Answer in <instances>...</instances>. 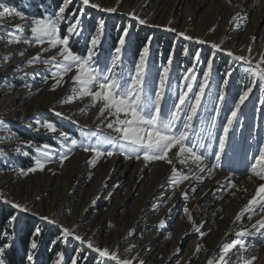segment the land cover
<instances>
[{
	"label": "rangeland",
	"instance_id": "rangeland-1",
	"mask_svg": "<svg viewBox=\"0 0 264 264\" xmlns=\"http://www.w3.org/2000/svg\"><path fill=\"white\" fill-rule=\"evenodd\" d=\"M54 1L48 0L49 3ZM61 1L59 8L52 5L50 10L39 13L37 7L41 0H0V12L8 10L0 18V25L9 31L15 30L16 25L24 28L22 33H17L22 36L20 43H8L10 37L0 31V120L6 125L0 126V152L4 153L0 156V196L3 197L0 207L14 209L17 217L8 228L18 225L22 230L33 229L27 257L32 255L35 259L44 248L49 254L42 264H57L61 256L63 264H71L72 259H76L77 264H98V254L71 237L65 238L63 228L91 240L94 246L118 252L122 259H130L133 264H139V260H144L145 264H207L209 259H214L215 264L224 243L236 239L235 233L241 228L255 231L253 225L262 219L261 215L252 219L246 215L242 221L235 220L258 185L264 182L249 170L253 158L264 146V104L261 103L264 82L248 71L264 70V63H261L264 57V0H91L103 8L115 7V13L101 12L82 5L81 0H73L66 7V19L59 28L58 35L63 38L68 35L69 26L75 24L76 19L80 20L77 26L80 34L70 36L69 47L74 54L86 57L88 51L93 50L91 39L98 34L99 21L103 20L105 27L94 57L101 70L111 66L117 56L115 49L127 29L129 34L123 37L125 46L119 54L121 63L116 71L125 74L134 71L147 47L146 82L152 94L159 90L163 68L171 58L163 113L178 102L187 84L193 83L184 80L190 70L196 75V81L189 97L198 92L203 73L207 71V61L211 59L213 71L200 113L193 122L195 133L204 138L205 148L200 152L209 157L205 163L210 168L215 163L212 157L218 150V140L230 111L238 103L240 94L255 80L256 87L241 107L239 121L230 132L226 155L210 175L208 170L200 173L190 163L181 165L172 153L173 165L163 161L146 164L143 158L127 159L123 153L101 157L95 166L91 164L95 154L83 150L89 145L83 133L116 136L113 129L106 127L112 117L108 120L98 118L100 105L93 107L90 97L62 102L73 95L75 70L57 87L50 75V70L55 69L42 61L52 56L62 61L58 56L60 46L51 48L47 42L36 44L28 27L41 17L54 19L59 9L67 4V0ZM131 13L153 26L140 25ZM245 16L247 18L243 19ZM168 28L176 31H167ZM179 33L206 43L185 40ZM25 37L29 42H24ZM253 37L256 38L254 42ZM212 43L220 44L236 56L247 57L252 63L235 61L226 51L212 49ZM45 48L49 50L44 51ZM21 52L23 55H19ZM38 54L40 61L29 64L28 61ZM230 70L232 76L228 77L226 73ZM225 79L229 81L227 87L223 83ZM221 93L225 95L222 103L218 100ZM55 112L63 115L58 117ZM47 122L56 125V133L44 127ZM24 133L33 137L30 139ZM72 139L83 141V144L73 146ZM96 143L97 137H92L91 144ZM44 145L49 146L51 155L48 157H42L37 151ZM108 149L110 146H102V150ZM26 152L28 155H24ZM65 154L68 159L61 164L60 157ZM36 159L46 161L44 169L27 172L35 166ZM173 166L190 178L173 184ZM194 175L203 177V182L196 180ZM227 177H232L239 190L230 188ZM185 192L187 197L183 195ZM5 201L23 205L30 211L20 212ZM185 207L192 214L191 221L184 212ZM40 216H47L56 223L49 224L40 220ZM201 225V231L207 233L203 238L195 231ZM36 228L41 230L38 236ZM4 237L7 241L0 245L5 249L3 259L5 264H13L10 257L14 236L7 230ZM244 239L248 250H233L229 253V264H242L236 260L241 254L245 258L256 256L254 264H264V236ZM32 242L37 243L36 249H32ZM197 245L202 246L199 253L195 251Z\"/></svg>",
	"mask_w": 264,
	"mask_h": 264
},
{
	"label": "snow or ice",
	"instance_id": "snow-or-ice-1",
	"mask_svg": "<svg viewBox=\"0 0 264 264\" xmlns=\"http://www.w3.org/2000/svg\"><path fill=\"white\" fill-rule=\"evenodd\" d=\"M72 3L73 0H67V4L59 9V14L54 19L41 17L35 19L28 27L32 41L36 44L43 45L47 42L51 48L60 46L58 56L62 58V61L58 60L57 56H52L48 60L42 61L43 63L50 64L52 68L55 69V71L50 70V75L55 80L57 87L62 85L66 75L75 70L76 74L72 77L73 84L75 85V87L72 88L73 95L70 100L62 102L68 103L74 99L90 97L93 107L97 104L100 105L98 118L105 117V120H108L109 117H112V119L107 122L106 127L108 129H113L116 136L102 137L97 132L83 133L84 137L89 141V145L84 147L83 150L95 154L94 158L91 160V164L95 166L101 157L110 158L118 153H123L126 155L127 159H132L134 157L136 160H140L143 158L146 164L155 161H163L169 165H173V156H170V153H172L181 165L190 163L195 165L200 173L208 170L210 175L211 170L220 166L223 157L226 155V149L230 140V132L234 130V125L239 121L241 107L249 99L250 94L256 87L255 80L252 81L251 86H248L246 90L240 94L238 103H236L234 108L230 111L226 124L223 126V134L218 140V150L212 157L215 163L212 164L210 168L209 165L205 163L209 157L200 152V149L205 148V144L203 143L204 138L195 133L193 122L200 113L205 89L208 86L213 71V61L211 59L207 61V71L203 73V83L199 85L198 92L194 93L191 98L189 97V94L193 93V83L196 81V75L190 70L184 77V80H191L193 83H188L186 90L180 92L178 102L173 103L172 106L168 108L167 113H163L162 104H167L165 94L168 86L172 59L169 58L168 66L163 68L162 76L159 80V90L154 94L149 92L146 82L148 74L147 47L143 49V55L135 65L134 71L128 74L122 71L118 73L116 69L120 67L121 63L119 54L125 46V39L123 37H127L129 34L128 30L125 29L123 37L119 40V47L115 49L117 56L114 58L109 68L101 70L96 66L94 57L96 55L95 47L100 44V37L105 27L103 20L99 21L98 34L91 39L93 50L88 51L86 57L74 54L69 47L70 36L73 34H80L77 29V26L80 24L79 19L75 20V24L69 26L68 35H65L63 38L58 35L60 25L66 19V7ZM81 3L84 6L97 9L101 12L115 13L117 10L115 7L103 8L99 3L91 2V0H81ZM6 12H8V10L0 12V18L4 17ZM73 15H75V13H73ZM130 15H132L133 19L137 20L140 25L153 26L149 25L147 20L136 16L135 13H131ZM237 15L239 16V14ZM242 18L246 19L247 17L245 16ZM166 30L170 32L176 31L173 28H168ZM0 31L6 32L10 37L8 43H20L22 41V36L17 35V33H22L24 28L21 25H16L15 30L9 31L6 26L0 25ZM179 35L185 40L191 41L195 39L199 44L206 43L204 40L194 38L184 33H179ZM255 39V37L252 38L253 42ZM23 40L24 42H29L26 37L23 38ZM211 48L215 49L217 52L226 51V54L235 61H241L249 65L252 63L247 57L236 56L232 51L223 49L220 44L212 43ZM48 50V48L44 49V51ZM249 51L251 52V48H249ZM19 55H23V52L19 53ZM195 55L196 59L199 60V53L197 52ZM3 59L8 60L11 59V57H4ZM40 59L38 54L36 57H33L32 60L28 61V63L33 64L36 61H40ZM261 63H264V57L261 58ZM248 71L253 76L258 77L260 81L264 82V70L257 72L254 69H248ZM226 75L231 77L232 71H228ZM46 81L47 77H45V82ZM228 82V79L223 81L225 87H227ZM52 90L54 91L55 89ZM261 91H264V83L261 85ZM224 99L225 95L221 93L218 97L219 102L222 103ZM261 103L264 104V99L261 100ZM82 111H87V109H82ZM218 111L219 109H217V112ZM105 113H107V116H105ZM55 115L59 117L63 114L55 112ZM182 116L183 120L181 119ZM37 123L39 124L40 121H37ZM0 126H6L3 120H0ZM44 127L52 133L57 132V127L52 122H47ZM212 127H215L214 122L212 123ZM203 131L204 128H201V132ZM209 135H211V133H209ZM92 137H97V143L94 145L91 144ZM64 138L67 140L66 135ZM79 144H83V141L78 142L76 139L71 140V145L78 146ZM104 145L110 146V149L102 150V146ZM48 149L49 146L44 145L43 149L37 148V151L41 152L42 157H48L51 155ZM173 150H175L174 153ZM3 155L4 153L0 152V156ZM24 155H28V153L26 152ZM67 159V154L62 155L60 157L61 164ZM45 164L46 161L44 159H36L35 166L29 168L27 172L42 171ZM249 170L252 175L264 181V146L259 149L258 155L253 158ZM172 173L171 180L173 184H179L190 178L188 175L180 172L175 166L172 168ZM252 175L248 177L249 180L252 179ZM194 178L203 182V177L200 175H194ZM226 179L229 181L230 188L238 189V185L232 181V177H227ZM192 191L194 192L195 188H193ZM243 191H247V189H243ZM183 195L187 197V192ZM233 195H235V193H233ZM2 198L3 197L0 196V199ZM5 203H10L13 208L18 209L20 212L30 211L27 207L17 203H12L10 201H5ZM184 212L191 221L193 219L192 214L187 207L184 208ZM246 215L248 219H252V217L256 215H261L262 219L257 221V224L253 225L255 231L241 228V230L235 233L236 239L224 243L220 252L217 254L218 259H215V264H229L231 260L229 253L233 252V250H237L238 252L247 251L245 237L254 235L264 236V231H261L264 229V182L258 185L255 193L241 212L237 214L235 220L242 221ZM16 219V216L11 217V221L13 222H15ZM39 219L47 221L49 224L56 223V221L49 219L47 216H40ZM201 227L203 226H197L195 231L203 238L207 233L201 231ZM40 231L39 228L35 229L37 236L40 234ZM63 236L65 238L71 237L75 241H78L79 244L86 245L88 249L97 253L100 258L98 264H111V262H115V264H133V261L130 259H122L118 252L110 251L107 247L101 248L94 246L91 240H85L83 236L74 234V232L68 228H63ZM31 247L32 249H36L37 243L32 242ZM201 250L202 246L197 245L195 250L196 253H199ZM4 254L5 249L0 247V264H5V260L3 259ZM27 259L33 261L34 258L32 255H29ZM257 259L256 256H251L250 258H245L242 254L236 256V260L242 261V264H254ZM57 264H63V256L60 257ZM71 264H77L76 259H72ZM139 264H145V261L139 260ZM207 264H214V259H209Z\"/></svg>",
	"mask_w": 264,
	"mask_h": 264
},
{
	"label": "trees",
	"instance_id": "trees-1",
	"mask_svg": "<svg viewBox=\"0 0 264 264\" xmlns=\"http://www.w3.org/2000/svg\"><path fill=\"white\" fill-rule=\"evenodd\" d=\"M61 0H55L53 3H49L48 0H41L38 4L37 12L41 13L44 10H50V6H54V8H59L61 6ZM1 10V9H0ZM74 50L76 47H74ZM78 52V51H77ZM21 131L22 129H18ZM26 137L32 138L31 134L24 133ZM15 210L8 207H0V245L7 240L4 237L5 232L8 230L9 234L14 236V244L11 249V257L10 260L13 264H30L27 261V253L29 250L30 242L33 239V229L27 228L22 230L21 226L15 227L14 229L8 228L11 225V217L14 216ZM4 237V239H3ZM48 252L46 249H42L38 252L37 257H35L32 264H42V262L48 258Z\"/></svg>",
	"mask_w": 264,
	"mask_h": 264
}]
</instances>
